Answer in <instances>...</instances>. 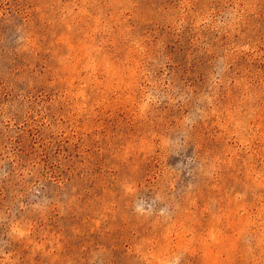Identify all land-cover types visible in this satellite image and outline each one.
I'll return each instance as SVG.
<instances>
[{
    "label": "rangeland",
    "instance_id": "rangeland-1",
    "mask_svg": "<svg viewBox=\"0 0 264 264\" xmlns=\"http://www.w3.org/2000/svg\"><path fill=\"white\" fill-rule=\"evenodd\" d=\"M0 264H264V0H0Z\"/></svg>",
    "mask_w": 264,
    "mask_h": 264
}]
</instances>
